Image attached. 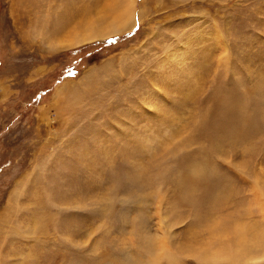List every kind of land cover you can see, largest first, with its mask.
<instances>
[{"label": "rangeland", "instance_id": "1", "mask_svg": "<svg viewBox=\"0 0 264 264\" xmlns=\"http://www.w3.org/2000/svg\"><path fill=\"white\" fill-rule=\"evenodd\" d=\"M0 264H264V0H0Z\"/></svg>", "mask_w": 264, "mask_h": 264}, {"label": "bare ground", "instance_id": "2", "mask_svg": "<svg viewBox=\"0 0 264 264\" xmlns=\"http://www.w3.org/2000/svg\"><path fill=\"white\" fill-rule=\"evenodd\" d=\"M124 1H126V0H124ZM128 2V1H127ZM120 3V2H119ZM124 3H126V2H124ZM123 3V4H124ZM129 5V4H128ZM122 6V5H121ZM115 7H113V9H114ZM122 9V8H121ZM130 9V8H129ZM128 9V10H129ZM127 10V11H128ZM121 11V10H120ZM124 14H125V12H124ZM114 15V14H113ZM119 15H120V13H119ZM118 16V15H117ZM115 16H113V20L115 19L114 18ZM126 20H118V21H120V22H118L117 21V19H116V21L118 22L117 23V26L116 27H114V26H109V27H105L104 29H102L101 31H103V35H106V34H108V33H111V32H113V31H117L118 29H120V28H122V26H123V28L125 27V25L128 23V19H129V17L128 18H125ZM109 21V20H108ZM106 22V20H104L103 21V23H105ZM113 22V21H112ZM116 23V22H115ZM105 25V24H104ZM114 25V24H113ZM89 29V28H88ZM92 31L93 30H91V32L89 31V34L88 35H85V36H83L82 38L79 36H77L76 38H72V39H70L69 41H67V43L68 44H72V43H74V39H77V41L78 40H81V39H89V38H91V37H93V36H96L95 35V33L94 34H90V33H92ZM121 32V31H120ZM97 34V33H96ZM79 38V39H78ZM240 225V224H239ZM242 225V224H241ZM253 224H250L249 226H243V227H240V232H239V234L235 237V240H234V242L236 243V246H235V248L233 249V250H230L229 251V255L233 258V260H234V262H238V261H240L242 258H243V256L246 254V251H244V250H246L245 249V246L243 245V243H242V240H241V238H242V232H245V231H252V229L250 230L249 229V227H251V228H253ZM238 233V232H237ZM254 233V232H253ZM250 234V233H249ZM236 235V234H235ZM250 238V239H249ZM255 238H256V235L253 237V236H248V239H247V244H246V248L249 250L250 248H251V246H252V244L254 243V241H255ZM208 245H210L209 246V248H208V252L207 253H210L211 252V250H212V252H213V249H212V242L211 241H209L208 242ZM214 247V250L215 251H220V250H222V248L224 247V245L223 244H220V242H217V243H215V245L213 246ZM210 249V250H209ZM247 250V251H248ZM210 251V252H209ZM214 251V252H215ZM243 251V252H242ZM214 252L213 253H211L210 255H212L213 254V256L212 257H215V254L217 253H215L214 254ZM204 253H206L205 251H204ZM216 258V257H215Z\"/></svg>", "mask_w": 264, "mask_h": 264}]
</instances>
